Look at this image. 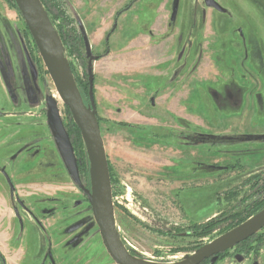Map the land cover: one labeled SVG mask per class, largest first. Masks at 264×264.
I'll return each instance as SVG.
<instances>
[{"label": "rangeland", "instance_id": "1", "mask_svg": "<svg viewBox=\"0 0 264 264\" xmlns=\"http://www.w3.org/2000/svg\"><path fill=\"white\" fill-rule=\"evenodd\" d=\"M131 1L64 0L66 14L90 48L81 59L66 54L79 82L88 83L92 72L125 248L142 260L176 263L232 224L215 222L196 237L179 234L216 220L241 198L231 196L239 195L244 180L264 171V140L256 141L264 135V32L256 33L238 16L247 3L226 0L231 18L211 13L197 0H140L115 21ZM249 6L253 18L264 21V6ZM53 16L64 26L57 11ZM216 36L230 40L221 54L222 71L212 75L206 63L201 70L189 69L200 40ZM207 51L202 50L206 61ZM227 87L247 98L239 108L229 103ZM52 99L64 125L77 134L20 12L0 0V202L11 189L10 171L24 204L37 219H49L44 231L21 210L24 220L15 223L11 243L20 252L16 262L52 264L46 260L51 255L54 264H115L56 145L48 123ZM239 162L247 171H226ZM216 179L222 182L212 183ZM87 180L83 175L84 185ZM226 190L229 203L217 201ZM219 264L246 261L231 256ZM254 264L263 262L256 258Z\"/></svg>", "mask_w": 264, "mask_h": 264}, {"label": "water", "instance_id": "2", "mask_svg": "<svg viewBox=\"0 0 264 264\" xmlns=\"http://www.w3.org/2000/svg\"><path fill=\"white\" fill-rule=\"evenodd\" d=\"M53 84L79 128L90 162L92 193L87 191L104 245L117 264H156L138 259L125 250L116 229L112 185L107 154L94 104L86 106L78 88L61 37L41 0H14ZM219 8L215 2L212 4ZM116 27V26H115ZM86 40V39H85ZM87 54L90 53L86 40ZM91 72V71H90ZM90 99L93 100L92 72ZM48 122L57 147L73 177L79 182L72 143L65 129L55 99L49 100ZM258 139L264 140V137ZM264 228V209L227 234L205 245L196 254L177 264H201L225 253L256 235ZM158 264V263H157Z\"/></svg>", "mask_w": 264, "mask_h": 264}, {"label": "flooded vegetation", "instance_id": "3", "mask_svg": "<svg viewBox=\"0 0 264 264\" xmlns=\"http://www.w3.org/2000/svg\"><path fill=\"white\" fill-rule=\"evenodd\" d=\"M139 1L140 0H132L127 6H125L122 10H120V12L118 13V15L115 18V21L118 20V16L121 13L129 11L132 8V6L135 5L136 3H138ZM224 1L225 0H197V2L201 3V6L203 5L207 10H211V13H213V14H215V13L224 14V15H226V16H228V17L231 18L234 14H232V11L230 9L224 7V4H223ZM259 1H261L262 3H264V0H226V3H228V2L231 3V4H235V3L241 4L240 2L247 3L248 4L247 5L248 8L246 7V8L238 9V10H240V14L241 15H238V14L237 15L239 17H243L244 19H246L247 21H249L250 24H252L255 27V32L261 34V32H264V21L263 20H255L253 18L254 15H255L254 14V11L249 6L250 5V2H251V3L257 4L260 7L261 6L263 7L264 5L261 4ZM3 2H5L7 5H9V3H8L7 0H3ZM213 2H215L217 4V6H219L220 9L214 7L213 5H210ZM194 8L197 9V6H194ZM233 20H236V19H233ZM116 28H117V22H115L114 27H113L112 30H116ZM108 38H110V35H108ZM204 39H205V37H204ZM210 39H211L210 41L200 40L199 44H197L198 46H197L196 49H197V52L198 53L196 54V57L194 59V62H193V64L190 65V68L189 69H192V68L195 67L196 69L199 68L201 70V67L204 66V63H206L207 66H208V68H209L208 73H210V74L213 75L215 73L217 74V70L222 71V69L220 68V66H223L222 65V61H224L225 58L221 54L223 53L224 46H228L227 44H229V42H230L229 37L222 39V38L216 36L215 39L213 37H211ZM261 39L264 42V37H262ZM204 45H207V46H204ZM184 48H185V45H184ZM202 50H208L207 53L209 54V56H208L207 61H206V58L203 59L204 57L202 55ZM183 65L184 64H181V67ZM228 89L229 88L227 87V90ZM229 91H231V93H232V97H233L232 99H236V102L235 103H234V101H232V99H230V102L229 103H231V105L234 108L235 107H238L239 108V106L242 105L247 98L245 96L244 97L243 96H239V93H237L239 91L236 90V89H229ZM235 95H237V96H235ZM221 99H222L221 96H219L218 97V101L221 100ZM216 108L217 109H222L221 107H216ZM233 120H236V118L234 117L232 119V121ZM98 121H99V125H100V118L99 117H98ZM74 127H75V129L77 128L79 130V128L75 125V123H74ZM65 129H66V131H67V133L69 135L70 141H71L72 146H73L74 155H75V158H76L77 168H78V173H79V182H77L75 179H73V177L71 176V174H70V172H69V170H68L65 162H64V164H65V166H66V168H67V170H68V172H69L72 180L74 181V183L80 188V190H82L83 194L85 195V197L87 199V202L89 204V207H90V209L92 211V215H93V219H94L95 225L97 226V228L99 230V235L101 236V239H102V235H101V231H100L99 225L97 224L96 218L94 216V212H93L92 205H91L90 200H89L88 195H87V191L90 192V193H92V179H91V172H90V162H89V159H88V156H87V152H86V148H85V145H84V142H83V139H82L81 132L79 130V133H80V138H79L78 137V134L72 135V133L70 132V130L68 129V127L65 126ZM100 130H101V126H100ZM236 134H233L232 137H236ZM243 134L244 135H249V134H245V133H243ZM252 136H254V135H252ZM256 137L260 138V137H264V135L263 136H256ZM258 138H256V141H263V140L258 139ZM83 145H84V148L82 147ZM81 148L84 149V154H82V151H80V150H82ZM29 154H31V152L28 153V155ZM62 159H63V157H62ZM239 160H240V158H239ZM30 167H32V166H30ZM30 167H28V168H30ZM16 168H18V167H16ZM32 168L33 169H36V166H33ZM235 168H238V171H243L245 169H248L247 166L245 167L244 165H242L239 162V165H231V164L227 165L226 166V171H228V172L235 171L236 170ZM30 170H31V168H30ZM5 171H7L6 168L4 170V173H5ZM245 171H247V170H245ZM83 175H85L87 177V179H88L87 180V183L85 185L82 182V176ZM6 178H7L8 184L10 185L11 189H10V191L9 190L7 191V189L5 190V192L7 193V195H4L3 196V199L5 201H8L10 205L12 204L11 205V209H12L14 215H15V223L19 222L20 224H22L23 223V220H24L23 219L24 217H23V215L21 213V210L28 211L31 214V216H33V217H35V215H33V210H31L30 207L26 206L24 204V201L21 200V195H20V193L18 191L19 189H18L17 185L15 184L16 181L14 180V178L12 177V175L10 174V171L8 172V176L6 175ZM39 178L41 179V177H39ZM218 182H222V181L220 179L219 180L216 179V181H214L212 183H218ZM243 183H244V186L240 190L239 195H238V196H241V198L238 201H236V202L235 201L232 202L234 205L231 206L229 209L225 210L224 213H222L221 215H219V217L216 218L217 221L216 220H213L211 222H214V223L215 222H219V223L229 222V223H232L233 222V219L224 220V218H227L228 215H231V214L237 212V210L241 207V205H244L247 202V199L250 196H252L254 194H257V193H258V196H264V171H260L258 173H255L253 175L248 176L244 180ZM208 184H211V183H208ZM31 185L38 186V185H41V184H38L37 185V183H35V182L34 183H31L30 182L29 183V186H31ZM111 185H112V181H111ZM220 194L218 193L217 201H219L220 199H226V202L229 203L230 199H228L226 197H223V196H225V195H222L223 192L220 193ZM112 200H113V191H112ZM231 200H234V199L232 198ZM113 207H114V202H113ZM50 215H52V214H50ZM114 217H115V213H114ZM36 220L38 221L40 227L44 231H46V224L49 223V219L48 218L46 219V217L43 216V219L42 220H39L37 218H36ZM248 220H246V221H248ZM211 222H209V223H211ZM115 223H116V219H115ZM243 223H241V224H243ZM240 225H237V224L236 225H231L228 229H226L224 231V233H221L219 235V237L227 234L228 232L232 231L233 229L237 228ZM194 226L197 227L196 224H194ZM116 229H117V224H116ZM117 231H118V229H117ZM118 233H119V231H118ZM198 234H199V230L198 229H193V228L190 229L189 228L187 232H181L179 234V236L196 237V236H198ZM119 236H120V239H121V241L123 243V246L125 248V244H124V242H123V240L121 238L120 233H119ZM214 240H216V239H214ZM213 241H211L209 243H206L204 245H201L200 247L196 248L193 251L194 253L191 254V255H189V256H186L185 259L187 257H190V256L196 254L197 250H199L200 248H202L205 245L211 244ZM102 242H103V246H104V248H105V250H106V252L108 254L109 259H112L113 262L115 264H117L114 261V259L111 257V255L108 252L107 248L105 247L103 239H102ZM262 249H264V228L261 231H259L256 235H254L253 237H251L248 240L244 241L243 243L237 245L233 249H231V250H229V251H227L225 253H222V254L218 255V257L216 258V260H214V257H211V258L205 260L201 264H219V263H221V261H223L226 258L231 257V256L232 257L244 256V259L246 261V264H248L249 262H250L249 264H254L255 259L258 258L259 260H262V262L264 264V256H262V254H261V252H262L261 250ZM125 250H127V249L125 248ZM0 253H1L2 257H3V259H0V263L5 264L6 259H5L4 255L2 254L1 251H0ZM130 254L133 255L132 253H130ZM138 259H140V258H138ZM185 259L183 261H181V262H184ZM46 260L49 261V262H51L52 264H54L53 257L51 255H48V257L46 258ZM145 261H147V260H145ZM148 262H151V261H148ZM181 262H176V263L152 262V263H156V264L157 263L158 264H177V263H181Z\"/></svg>", "mask_w": 264, "mask_h": 264}, {"label": "trees", "instance_id": "4", "mask_svg": "<svg viewBox=\"0 0 264 264\" xmlns=\"http://www.w3.org/2000/svg\"><path fill=\"white\" fill-rule=\"evenodd\" d=\"M9 5L12 8H15L18 10L15 1L14 0H7ZM43 5L45 6V9L47 10L54 26L56 27L61 40L64 44L65 47V53L69 52L70 55H77L80 59L81 57L85 54H87L86 50V40L83 37V35L78 32L77 29L73 26V19H71L65 12V3L64 0H41ZM57 11V18L58 15L61 16V18L65 19V24L64 26H57L54 21V16L53 12L56 13ZM67 56V54H66ZM77 57V58H78ZM71 65V64H70ZM71 68L73 70V67L71 65ZM73 74L75 76V73L73 71ZM76 79V77H75ZM78 88L81 92L82 98L84 100V103L86 106H91L94 104L92 100L90 99V92H91V85L90 82L83 84L82 82H79L78 79H76ZM68 114L70 116V112L68 110ZM78 137L80 138V133L79 130L76 128L75 129ZM221 195V194H220ZM222 195H225L226 198H230L227 194V191L223 192ZM238 196V194H232L231 197L233 196ZM232 199V198H231ZM264 209V196H258L257 194H254L250 196L247 199V202L244 205H241V207L237 210V212L228 215L227 218H224V220H229L233 219V222L231 223L232 225H240L241 223L245 222L258 212ZM215 225L214 222L208 223L206 225H201L197 227H193V229H198L199 231H206L210 228H212ZM198 236H200L198 234ZM0 259H3L1 253H0Z\"/></svg>", "mask_w": 264, "mask_h": 264}, {"label": "crops", "instance_id": "5", "mask_svg": "<svg viewBox=\"0 0 264 264\" xmlns=\"http://www.w3.org/2000/svg\"><path fill=\"white\" fill-rule=\"evenodd\" d=\"M9 206V202H0V251L4 255L7 264H17L16 257L19 250H13L11 243L14 240L15 215Z\"/></svg>", "mask_w": 264, "mask_h": 264}, {"label": "bare ground", "instance_id": "6", "mask_svg": "<svg viewBox=\"0 0 264 264\" xmlns=\"http://www.w3.org/2000/svg\"><path fill=\"white\" fill-rule=\"evenodd\" d=\"M56 103H57V101H56Z\"/></svg>", "mask_w": 264, "mask_h": 264}]
</instances>
